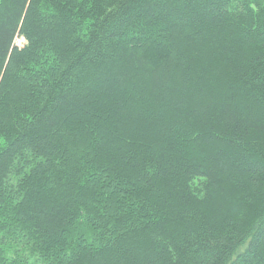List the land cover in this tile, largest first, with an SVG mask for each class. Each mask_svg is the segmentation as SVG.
Listing matches in <instances>:
<instances>
[{
	"label": "trees",
	"instance_id": "1",
	"mask_svg": "<svg viewBox=\"0 0 264 264\" xmlns=\"http://www.w3.org/2000/svg\"><path fill=\"white\" fill-rule=\"evenodd\" d=\"M0 264H264V0H0Z\"/></svg>",
	"mask_w": 264,
	"mask_h": 264
},
{
	"label": "rangeland",
	"instance_id": "2",
	"mask_svg": "<svg viewBox=\"0 0 264 264\" xmlns=\"http://www.w3.org/2000/svg\"><path fill=\"white\" fill-rule=\"evenodd\" d=\"M23 41H24V38H23L22 36L18 37V38L15 40V42H16L18 45L22 44Z\"/></svg>",
	"mask_w": 264,
	"mask_h": 264
}]
</instances>
